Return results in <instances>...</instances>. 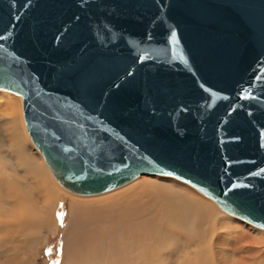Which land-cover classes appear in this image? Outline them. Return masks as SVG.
I'll list each match as a JSON object with an SVG mask.
<instances>
[{"label": "water", "instance_id": "95a60500", "mask_svg": "<svg viewBox=\"0 0 264 264\" xmlns=\"http://www.w3.org/2000/svg\"><path fill=\"white\" fill-rule=\"evenodd\" d=\"M0 89L66 189L166 175L264 230V0H0Z\"/></svg>", "mask_w": 264, "mask_h": 264}, {"label": "bare ground", "instance_id": "6f19581e", "mask_svg": "<svg viewBox=\"0 0 264 264\" xmlns=\"http://www.w3.org/2000/svg\"><path fill=\"white\" fill-rule=\"evenodd\" d=\"M0 91L12 95L11 92L1 89ZM22 116L12 102L4 101L0 105V128L6 133L7 139V152L0 155V194L4 197L0 201V250L6 254V257L3 256V264H33L35 262L33 250L36 244L41 242L40 229L48 227L51 229L57 225L53 215L64 193L91 197L88 198L90 200H72L64 205L68 223L62 240L61 264H73L74 259L86 261L85 259L90 255L91 257L106 255L104 264H125V260L127 264H161L162 261H164L162 264H220L216 261L215 255H219V251L223 250L217 245L210 249L208 236L204 238V246L196 245L188 250L179 247L175 252L169 248L173 238L168 235L176 233L178 227H184V211L175 204L170 195L167 185L173 182L169 179L164 181L155 178L170 176L141 174L96 194L74 193L63 187L52 174L42 155L30 140ZM30 148L35 151L36 156L29 152ZM7 163L13 169H18V173L13 171L14 176L19 177L24 183L14 179L11 171L8 170ZM149 178L153 182L147 181ZM26 181L29 185H26ZM184 186L200 203L204 200L197 196L208 198L192 186L196 191ZM211 201L225 216L224 218L219 214L225 219L220 225L224 233L219 232L220 235L218 234L217 237L230 236L231 233L225 228L232 231L237 227L242 230V233H236L237 241L243 242L247 238L254 243L255 239H251L243 232L245 227L242 226L241 221L244 220L227 213L213 200ZM205 213L210 214L207 218L213 215L211 220L216 217L213 212H208V209H200L194 217L195 228L200 226ZM238 219L241 221L239 222ZM258 229L254 233L261 236L263 243L257 251L264 258V236L262 235L264 232ZM177 238L178 232L174 234V240ZM115 243L123 248L122 251L125 250L126 255L123 256L125 259H119L116 254L110 252V246ZM152 248L156 249L155 254H151ZM141 251L145 252L144 258L139 255ZM263 258L259 264L264 263ZM93 264L96 263L93 261Z\"/></svg>", "mask_w": 264, "mask_h": 264}, {"label": "rangeland", "instance_id": "374dc122", "mask_svg": "<svg viewBox=\"0 0 264 264\" xmlns=\"http://www.w3.org/2000/svg\"><path fill=\"white\" fill-rule=\"evenodd\" d=\"M0 95H1L0 105H2L4 101H10L13 103L14 108L17 111H19V114L21 113L22 115V104L20 102L21 97L15 96L13 94L11 95L10 93H7V92H2L0 93ZM6 140H7L6 133L3 132L2 128H0V155L1 156L3 155V152H7ZM29 152L36 156L35 151L33 149L30 148ZM7 166L9 168L8 170L11 171L10 173L14 177V179L21 182L22 180L19 177L14 176L15 173H18L17 172L18 169H13L12 166L8 163H7ZM13 171H15V173ZM155 179L164 180V181L169 179L170 182H173L167 185V187L170 189V195L175 201V204H177L178 207L180 209H183L184 211V227L183 228L178 227V229L174 228V229H177L178 238L174 240V234L176 235L177 232L172 235H168L173 238L169 246V248H171L173 252H175L179 247L185 250H188L190 248L196 247V245H198L199 247L204 246V240H205L204 238L208 236L209 237L208 241L210 240V244H209L210 249H212L211 247L214 248L215 245H217L223 250V251L221 250L219 251L220 254L219 255L217 254L218 256L215 255V259L217 258L216 261L218 263L220 264H259V262L263 258V255H260V253H258L257 248L258 249L261 248V244L263 243V240L261 239L260 235L254 233V231H256V229L258 228L252 227L250 224L238 219L239 222L241 221L242 226L245 227V230L243 232L246 233L251 239H255L254 243H251L247 238L243 242L237 241L236 233L238 232L242 233V230L237 227H235L232 231H230L229 228H225L226 231L231 233L230 236L221 235L217 237L219 232L224 233L223 228L220 225L222 224V222H224L225 219L220 217V215H222V211L210 199L206 197H205L206 199H204L200 196H197L205 201V204H204V201H202L203 203H200L194 196L190 195L191 194L190 191L184 185L193 189L191 186L183 182H180L174 178L161 177V178H155ZM147 181L153 182L152 180H150V178L147 179ZM177 181L184 185H181ZM155 182H160V181H155ZM163 183H160V184H163ZM26 185H29L28 181H26ZM2 189H4V187ZM73 196L74 195H72V193L71 195L66 194V193L62 194L59 200V203L57 205L56 211L53 215L54 218L56 219L57 225L54 228L52 227L51 229H49L50 227L46 229L45 228L40 229L41 242L39 241V243L36 244L35 249L33 250V254L35 255V262L33 264H61L62 258H63L62 240H63L65 230L67 228V223H68L64 205L72 200H80V199L87 200L88 198L91 197V196L90 197H79V196L73 197ZM3 199H4L3 195L0 194V201H2ZM200 209H208V212H213L216 217L213 219L214 220L213 221L211 220L213 215L211 214V217L207 218L208 215L210 214L205 213L203 216L204 218H202L201 220L202 223H200V226H197V228H195L193 226L194 217L196 216L197 211H199ZM222 216L225 218L224 215ZM258 230H260L261 232H264V230H261V229H258ZM262 235L264 236L263 233ZM121 249L123 248L117 243L110 246L109 248L110 252L112 254H116L119 259H125L123 257L126 255L125 250L122 251ZM155 251L156 249L152 248L151 254H155ZM0 253H1L0 264H3L4 263L3 256L6 257V254L2 252L1 250H0ZM139 255L141 258H144L145 252L141 251ZM106 258H107L106 255L104 256L97 255L95 257H91L90 255L87 257V259H85L86 261L82 259L77 261L74 259L72 263L73 264H93V261H94L96 264H104V261L106 260ZM113 259L115 258L113 257ZM134 260L136 259L134 258ZM162 263H164V261H162L161 264ZM125 264H127L126 260H125Z\"/></svg>", "mask_w": 264, "mask_h": 264}]
</instances>
